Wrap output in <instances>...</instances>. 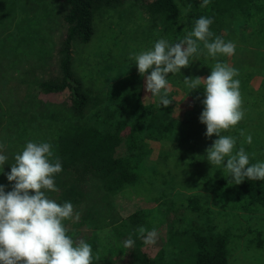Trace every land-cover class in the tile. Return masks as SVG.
Masks as SVG:
<instances>
[{
	"label": "trees",
	"instance_id": "1",
	"mask_svg": "<svg viewBox=\"0 0 264 264\" xmlns=\"http://www.w3.org/2000/svg\"><path fill=\"white\" fill-rule=\"evenodd\" d=\"M199 3L0 0V145L7 157L0 185L11 190L5 174L27 141L50 143L62 171L54 177L58 190L46 196L58 204L69 201L80 212L77 221H64L66 234L91 245V264H228L229 251L237 245L229 226L246 215L255 221L259 211L264 218V180L236 185L222 167L205 160L204 151L216 137L206 138L198 122L203 89L189 91L183 83L184 77H207L217 61L233 62L241 106L252 115L244 112L242 122L221 134L234 137V151L243 147L250 163L264 161V0H210L203 8ZM136 11L146 14L145 26L130 21ZM200 16L212 18L213 36L233 42L234 54L209 57L198 44L199 54L187 67L167 74L171 103L163 108L143 102L142 84L118 69L136 68L129 54L151 48L157 39L177 42ZM106 19L123 20L119 34L137 48L108 59L105 67L112 74L93 89L73 65L77 50L92 41ZM254 77L260 79L258 88L248 85ZM39 96H60L61 101ZM187 102L189 109L175 118L176 107ZM241 130L251 135V143L243 142ZM150 142L158 144L156 156ZM175 157L191 158L187 165L198 169L201 184L224 197L218 217L201 203L203 197L173 194L177 183L168 164ZM133 194L142 195L143 204H125L122 199ZM219 223L227 231H218ZM140 226L159 227L155 245H143ZM128 237L134 244L124 248ZM256 244L264 249V234Z\"/></svg>",
	"mask_w": 264,
	"mask_h": 264
},
{
	"label": "clouds",
	"instance_id": "2",
	"mask_svg": "<svg viewBox=\"0 0 264 264\" xmlns=\"http://www.w3.org/2000/svg\"><path fill=\"white\" fill-rule=\"evenodd\" d=\"M210 0H200L199 7H206ZM211 17L200 16L190 32L175 43L160 38L151 48L129 54L137 72L144 76V90L150 93L157 106L167 107L170 83L167 74L175 75L199 54L198 44L206 49L207 56L230 57L235 44L213 36ZM148 71L145 76L144 73ZM238 71L217 61L206 78L184 77L183 83L190 90L203 89L202 111L198 122L204 125V136H215L204 154L212 166L222 167L236 185L245 179L264 180V161L249 162L243 147L235 148L236 139L221 133L234 127L244 118L239 91ZM146 98V97H145ZM244 143H251V135H244ZM7 157L0 145V174ZM5 179L12 182L11 190L0 185V264H91L93 250L84 239L74 241L67 233L64 221H77L79 211H74L69 201L57 203L46 192L57 191L54 177L62 171L58 157H54L48 142L27 141L13 157ZM31 193V194H30ZM137 233L145 246L155 245L158 233L155 228L143 226ZM124 248L134 244L131 237L122 241Z\"/></svg>",
	"mask_w": 264,
	"mask_h": 264
},
{
	"label": "rangeland",
	"instance_id": "3",
	"mask_svg": "<svg viewBox=\"0 0 264 264\" xmlns=\"http://www.w3.org/2000/svg\"><path fill=\"white\" fill-rule=\"evenodd\" d=\"M130 19V21L133 23L138 22V25L140 26H145L147 23L146 14H141L140 11H136L135 13H133L132 16H130ZM122 22L123 20L120 23H118V21L116 22V20H104L97 25V30L94 37L92 38V41L88 45L81 46V49L77 50L73 70L84 82H87V84L93 89H97L98 81H100L104 75L112 74V72L105 67L107 66V64H111L109 63L108 59H112L114 61L118 60L116 55L122 57V55L127 50H136L137 48L135 44H133L131 48L128 44L125 43V41H128L127 39H125V36L119 34L122 31ZM201 50L202 52L206 53V49H204L203 47ZM227 65L230 67L234 66L233 62L231 61L228 62ZM148 71L149 70H146V73L144 74L145 76L147 75ZM200 78H206V76ZM141 80L144 81V76H141L140 82ZM126 81H128V79H126ZM126 81L124 80V83ZM259 81L260 79L258 77H254L251 79V81H249L248 85L252 88H258ZM14 82H16V80ZM142 84L143 85L141 87V90L144 91V82ZM180 95L182 94H176V96L178 97H180ZM147 96H150V93H146L144 94V96L142 95L143 102H148L150 104H153V106L157 105V102L154 99H149L147 98ZM39 97L42 101H51L56 103H59L61 101L60 96ZM189 106L190 102H187V105L184 104V106L182 107H176L173 116L175 118L181 119L183 113H185V111L189 109ZM241 107L245 112L244 106ZM249 111V109H246L245 113L248 114ZM163 113L166 112L163 110ZM251 115L252 113L250 111V118ZM247 135H249V133ZM150 146L152 148L153 156H156L158 151V144L155 142H150ZM191 160L192 159L189 157H186L184 159L175 157L172 158V160L168 164L170 173L176 177L177 193L173 194L178 195L179 199L186 198L190 194H193L192 196L196 198L203 197L200 200L201 203L208 207V209L213 213L214 218L218 217V213L222 211L221 209H219V205L223 204L224 197L219 194L216 195L211 193L212 191L201 184L199 180L200 177L196 175L198 169L195 167V165H187V163H189ZM205 198L207 200H205ZM122 200L125 201V204H129L132 206L143 204L142 195L136 196L135 194H133ZM256 215L258 216V219L255 221H252V219L248 218L246 215V217L244 218L238 217V224L229 226L228 230L229 232H232L233 245L235 243L237 245H234L229 251L230 256L228 264H263L264 249L260 248V246L257 247L256 237L264 234V218L261 217L260 211L256 212ZM155 229L159 230V227H156ZM216 229L218 231H227L224 230L225 226L220 223L217 225Z\"/></svg>",
	"mask_w": 264,
	"mask_h": 264
},
{
	"label": "crops",
	"instance_id": "4",
	"mask_svg": "<svg viewBox=\"0 0 264 264\" xmlns=\"http://www.w3.org/2000/svg\"><path fill=\"white\" fill-rule=\"evenodd\" d=\"M118 70H119V72L126 74V76H128V77L130 75L135 76V78L137 79V82L138 83H141L142 84L144 82L143 80H141V82H140L141 75L137 72L136 68H126V67H124L123 69L119 68ZM147 74H148V72H147ZM155 107H158V106L155 105ZM163 108H164V106H163Z\"/></svg>",
	"mask_w": 264,
	"mask_h": 264
}]
</instances>
